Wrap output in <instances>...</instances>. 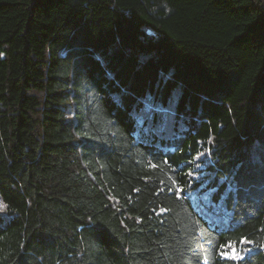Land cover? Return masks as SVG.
Wrapping results in <instances>:
<instances>
[{
    "label": "trees",
    "instance_id": "16d2710c",
    "mask_svg": "<svg viewBox=\"0 0 264 264\" xmlns=\"http://www.w3.org/2000/svg\"><path fill=\"white\" fill-rule=\"evenodd\" d=\"M0 201V264H264V0H0Z\"/></svg>",
    "mask_w": 264,
    "mask_h": 264
},
{
    "label": "rangeland",
    "instance_id": "374dc122",
    "mask_svg": "<svg viewBox=\"0 0 264 264\" xmlns=\"http://www.w3.org/2000/svg\"><path fill=\"white\" fill-rule=\"evenodd\" d=\"M174 102L175 100L171 101L167 106H161L159 104L155 105L150 99H147L140 110L134 114L139 123V129L136 131L137 137L144 130L146 132L154 130L159 135L169 134V130L175 124V116L172 109ZM191 199L199 212L207 219L222 227L228 225L230 218L228 213L221 207V204H216L211 200L210 193L199 194L198 192H192ZM0 205H2L1 201Z\"/></svg>",
    "mask_w": 264,
    "mask_h": 264
},
{
    "label": "snow or ice",
    "instance_id": "6c2138e0",
    "mask_svg": "<svg viewBox=\"0 0 264 264\" xmlns=\"http://www.w3.org/2000/svg\"><path fill=\"white\" fill-rule=\"evenodd\" d=\"M0 207H6V206L0 205ZM241 243L247 244L248 241L247 240H242ZM228 247L231 249V251L227 252V253L222 252L221 253L222 256H226L227 258L235 260V261H239V260L243 259V255H242V251L243 250L237 249L236 247H234L232 245H229Z\"/></svg>",
    "mask_w": 264,
    "mask_h": 264
}]
</instances>
